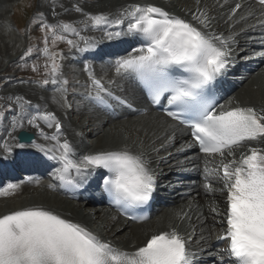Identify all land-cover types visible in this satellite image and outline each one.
<instances>
[{
    "label": "snow or ice",
    "instance_id": "6c2138e0",
    "mask_svg": "<svg viewBox=\"0 0 264 264\" xmlns=\"http://www.w3.org/2000/svg\"><path fill=\"white\" fill-rule=\"evenodd\" d=\"M256 2L262 9L256 23L247 24L255 14L252 10L235 18L242 7L237 3L228 16L232 26L244 23L247 27L241 28V32L256 31L257 28L264 31V18H260L264 17V0ZM195 3V10L188 9L183 16L153 3H128L119 7L115 14L86 11L79 3H74L72 9L83 19L55 23H48L44 13L38 11L30 23H39L45 63L43 78L33 83L40 89L53 85L52 103L66 112L71 108L69 81L62 77L59 60L63 57L50 50L49 41L52 48L58 43H66L70 49L84 53L96 46L95 38L82 34L87 31H102L103 38L108 41L124 36L141 37L146 46L134 47L127 56L116 59V75L137 80L152 105H159L166 97L164 115L190 131L191 141L187 147H198L206 158L203 188L208 194L213 188L208 179L211 173L207 158H219L212 171L222 182L219 191L226 195L223 219L218 223L222 227L219 239L227 245L222 253H218L220 264H264V148L252 146L264 143V105L259 109L239 104L231 106L233 101L230 100L226 106L210 98L207 89L227 69L237 33L225 36L212 30L213 18L208 10L201 8L200 0ZM57 15L53 6V18ZM125 21L126 29L122 27ZM77 23L84 27H76ZM31 51L29 48L21 59ZM84 70L88 72L90 82L88 99L97 106L111 107L106 99L111 98L132 107L126 99L114 96L87 65ZM32 71L39 74V66L34 64ZM9 100L15 105V114L8 135L16 140L15 146L20 149L31 147L58 165L52 172L54 182L45 188L47 192L83 188L98 170H104L100 173L101 187L110 206L126 221L143 223L148 220L147 216L133 215L132 210L148 204L152 198L155 174L143 151V141L133 139L127 125L118 130L116 146L92 148L78 154L76 144L65 135L64 124L54 111L34 106L21 95L14 99L9 97ZM8 110L12 111L11 107ZM3 118L4 112L0 111V120ZM26 127L35 129L44 143L35 140L31 144L20 143L13 133ZM45 128L51 130V134L45 132ZM73 135L78 138L82 133L74 129ZM167 140L171 144L174 136ZM0 147L5 153L12 151L7 143ZM242 148L247 151L240 152L237 157V150ZM153 151L158 153L160 149L153 148ZM30 162L44 163L39 157H33ZM36 186H40L39 180ZM19 187V184L9 183L0 189V196L15 193ZM211 212L214 219L220 215L215 207ZM185 218L186 213H176L178 221L183 222ZM110 219L115 227L117 218ZM201 240L205 238L201 237ZM189 242L190 234L186 235L178 225L170 224L166 230L146 234L139 244L121 247L42 205L0 215V264H196L197 254L189 251ZM225 255L227 261L223 258Z\"/></svg>",
    "mask_w": 264,
    "mask_h": 264
},
{
    "label": "bare ground",
    "instance_id": "6f19581e",
    "mask_svg": "<svg viewBox=\"0 0 264 264\" xmlns=\"http://www.w3.org/2000/svg\"><path fill=\"white\" fill-rule=\"evenodd\" d=\"M49 2V6L44 3L42 8L41 5H39V8H45L44 10L51 15L53 14V6H55V12L59 14L56 16L57 18L66 20L67 18L71 19L77 16L78 18H75L76 21H80L83 18L78 13L72 11V5L74 3H79L86 11H105L110 14H115L119 7L128 3H153L164 6L170 12L182 16L188 9L195 10L196 7L195 0H184L183 2L182 0H49ZM237 3L241 4L242 7L238 10L235 18L239 19L241 15H247L249 10H252L255 14L251 16L247 24H255L262 9L248 0H227V3H225V0H219V2H217V0H200L201 8L207 9L209 15L213 18L212 30L217 33H223L225 36L237 33V35H235L236 43L232 45V48L237 45V50H233L231 58L236 57L239 59L243 57L244 54L253 57L254 50L264 53V44L257 41L259 35H264V31L257 28L256 31L249 29L246 32H241L240 29L247 27V24L241 23L232 26V21H228L230 9L235 7ZM61 5L63 7H61ZM65 9H67V11H65ZM126 24L127 21H125L122 26L124 29ZM76 27L82 28L84 26L77 23ZM107 30L112 31L114 29L108 28ZM82 34L95 38L96 48H101L104 52L113 51L112 48L105 49L106 43L109 41L104 40L102 31H87ZM114 41L116 40L112 42ZM10 46L6 45L4 49L10 51ZM64 46L66 45L64 44ZM81 47H83V44H81ZM75 52L76 53L72 57L76 58L80 52ZM0 56H2L1 53ZM254 58H259V66L254 71H251L246 78L241 77L242 83L239 84L231 95L233 96L232 101L234 102L232 105L238 103L246 106H255L257 109L264 105V55ZM90 71L97 74L96 78L100 79L104 86L111 91H115L114 85L123 80V76L116 75L115 69L111 63L106 66H95L91 68ZM70 73V68L68 69V67H66L62 73V77L66 78ZM89 83L86 82L84 78H81V74L71 79L68 84L69 103H71L73 97L79 95L83 96V94L88 91L87 86ZM80 85H82L81 87L85 90L82 88L74 90L72 88V86ZM5 86L8 87H6L5 91L0 93V101L3 105V109L7 106V104H5L7 102L8 105H11L12 111L8 112L0 126V145L7 143L12 151L10 153H5L3 148L0 147V163L8 159L11 161L12 165L19 166L15 161L17 157L26 158L37 156V151L31 147L23 149L17 148L15 146V140L8 135L11 128V121L15 114V105L11 104L9 97L14 99L15 96L21 95L30 100L34 106L39 105L41 109L47 108L50 111H54L64 124L63 131L65 135L70 139L77 138L73 135L74 129L82 133L81 137L90 136L91 141L88 143L87 150L116 146V142L119 140L118 130L121 126L127 125L133 139L139 138L143 141V151L150 160L149 167L160 179H165V181L171 183L169 181L174 178L175 174L186 176L187 169L191 167H198L201 176L196 180V186L186 192L182 191L181 185H177V188L174 190L176 196L173 198L172 202L169 203L165 209H161L157 212V218H155V220L141 225L130 226L124 224L123 221L116 220V226L113 227L110 218L115 217V215L111 214L103 207H99L93 212L86 211L85 206L93 200L91 196L83 197L77 202L70 201L67 195L59 192V190L56 193L47 192L45 190L47 183H40V186H37L40 190L34 188L36 184H31L28 185L30 187H27L21 183L19 189L15 193H10L8 196H0V215L8 214L11 211L24 207L42 205L60 213L65 218L83 224L101 238L112 240L115 245L125 248H130L132 245L139 244L145 238L146 234L150 235L152 232L158 230H166L170 224L178 225L182 233L186 235L190 234L188 246L197 256L202 257L208 255L210 259L214 258V254L211 253V251H214L215 244L212 243L208 237L215 232L221 231L222 227L221 224L218 223L219 220L216 217L214 219L211 208L213 203L216 202L221 213L224 210V197L219 191L220 186L216 173L214 175L213 169L208 168V166H210L212 162H218L219 158H216V160L207 158L209 161L207 163V168L211 173L208 179L215 188L211 194H208L203 188L204 180H202L205 175V170H203L202 167L206 166V158H200L198 161L192 160L190 162L182 158V154L185 151L181 150V146L186 143L187 135L184 130L177 128L165 118L158 115H147L134 120L117 121L114 117H111L110 114H106L108 116L106 118L105 115H101L99 112L91 111L89 104H81L76 107L71 105V108L65 112L52 103L54 86H51V84L45 87L46 90L31 85L10 82ZM132 92L134 93L132 87L126 86L124 95L128 96ZM32 110L33 109H30V111ZM121 117L122 116H120V118ZM137 128L140 129L139 132L136 131ZM24 130L34 134L36 143H44V141L37 136L35 129L26 127ZM44 131L51 134V130L47 128H45ZM17 132L13 133V135L15 136ZM145 133L147 134L145 135ZM169 136H174V140L171 144H169L167 140ZM161 145H165V147H161ZM253 146L263 147L264 143H254ZM153 148L160 149V151L157 153L153 151ZM189 150L190 148L187 149V151ZM93 180L94 176L89 181L93 182ZM178 212L187 214V218H185L183 222L176 219V213ZM120 229H122V231H120ZM201 237H204L205 240H201Z\"/></svg>",
    "mask_w": 264,
    "mask_h": 264
},
{
    "label": "rangeland",
    "instance_id": "374dc122",
    "mask_svg": "<svg viewBox=\"0 0 264 264\" xmlns=\"http://www.w3.org/2000/svg\"><path fill=\"white\" fill-rule=\"evenodd\" d=\"M45 1L46 0H0V53L2 54V56H0V80H1L0 90L3 89L4 84L9 79L12 81H16V83L17 82L21 83V81H23L25 84L31 85L33 83V80L31 79L42 77V73L44 71L43 65L45 63V58L41 56L43 53V50L41 51V48L42 46L44 47V44L42 42L43 34L40 32L39 23H36V24H31V23L29 24L28 22L25 23V18H24L25 13L23 10H21V7H24L30 4L29 5L30 14H34L38 11L41 12L38 9V6L40 4L45 3L48 5V3H50L49 0L47 2ZM89 1H92V0H89ZM183 1L184 0H182V2ZM20 2H22V4L19 7L16 6ZM11 8H13L12 11H11ZM41 8H42V5H41ZM44 12L46 11L44 10ZM75 18H78V17H72L71 19L67 18L66 20L70 19V21L72 22V21H76ZM6 19H8L11 24L13 23L12 20L16 21V23L21 26L22 32L24 35L27 31H29V33L31 34L30 35L31 37L26 43V45H24L22 36H18L17 33L14 31V29L11 30L10 26L9 28L6 27ZM6 45H9V46L11 45L10 51L4 49ZM49 46L52 48L50 41H49ZM29 48L32 49L30 54L24 57L23 59H21V57L24 56V53ZM55 48H58V45H56ZM11 60L15 64L13 68H12V65H9V62H11ZM34 64L39 66V74L34 73L32 71V66ZM75 68H77V71H79L78 67H75ZM71 73H72V70H71ZM76 74H78L77 76H79L80 72H76ZM3 75H5V77L2 79ZM82 75L83 74L81 73V76ZM71 79H74V78H69V81H71ZM87 80H88V77H87ZM6 87L8 86H5V88L1 90L0 93L5 91ZM77 102L78 101H73L74 104ZM5 104H7V106L4 109H7V108L9 109L11 107V105H8L7 102Z\"/></svg>",
    "mask_w": 264,
    "mask_h": 264
},
{
    "label": "water",
    "instance_id": "95a60500",
    "mask_svg": "<svg viewBox=\"0 0 264 264\" xmlns=\"http://www.w3.org/2000/svg\"><path fill=\"white\" fill-rule=\"evenodd\" d=\"M20 137H21V136H20ZM24 140H25V138H24V137H21V138H20V141H24Z\"/></svg>",
    "mask_w": 264,
    "mask_h": 264
}]
</instances>
